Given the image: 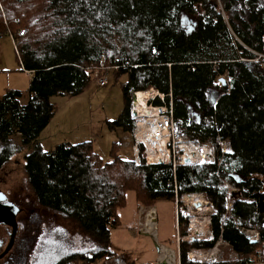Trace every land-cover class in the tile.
I'll use <instances>...</instances> for the list:
<instances>
[{
    "label": "trees",
    "instance_id": "trees-1",
    "mask_svg": "<svg viewBox=\"0 0 264 264\" xmlns=\"http://www.w3.org/2000/svg\"><path fill=\"white\" fill-rule=\"evenodd\" d=\"M0 34L13 38L20 69L32 74L26 90L0 94V169L30 149L24 170L39 204L102 243L89 263L116 253L112 230L122 225L119 210L129 191L137 206L166 200L175 209L184 195L208 197L213 239L177 243L178 235H187L180 207L175 234L163 236L158 229L159 241L176 250L181 264H196L188 253L219 241L236 257L212 264L261 261L264 0H0ZM96 73L126 78L125 107L108 121L111 128L133 135L134 93L153 88L165 95L154 103L172 104L176 130L214 145L217 160L147 164L141 145L138 164L114 149L113 159L103 162L91 141L45 150L39 136L57 110L55 98L79 94ZM246 229L257 230L260 240L252 242ZM83 258L68 256L54 264Z\"/></svg>",
    "mask_w": 264,
    "mask_h": 264
},
{
    "label": "rangeland",
    "instance_id": "rangeland-1",
    "mask_svg": "<svg viewBox=\"0 0 264 264\" xmlns=\"http://www.w3.org/2000/svg\"><path fill=\"white\" fill-rule=\"evenodd\" d=\"M2 36L9 38L8 35ZM5 42L10 44L8 40ZM12 47V50L6 48L4 54L9 64L15 65L16 49ZM262 56L264 57V54ZM20 73L16 76L12 72L0 71V94L12 89L11 87L23 91L29 87L32 76H27L23 71ZM108 78L106 86L99 87L91 84L79 94L55 98L57 110L39 136V141L45 150L52 151L62 143L77 144L91 141L93 151L103 162L113 159V149L116 151V155L123 160L132 161L135 159L136 164L140 162L142 156L140 154L137 157L135 154V140L132 133L121 127L111 128L108 123V121L116 120L124 110L125 98L122 84L126 78L124 76L119 79L114 76H108ZM94 82L93 79L92 83ZM219 83L222 84L220 81ZM19 138L18 135L14 140L19 141ZM29 150L26 148L24 152L16 153L0 169V189L6 193L8 200L21 208L17 217L19 230L18 235L16 234L17 237L15 236L17 238L16 245L15 247L12 245L9 254L1 260L3 264H54L59 259L74 255L86 259H74L72 264L152 262L155 258L156 248L151 244L149 238H140L139 236L140 229L143 228L142 223H145L149 213L155 218L153 224L155 231L158 232L161 227L163 236L175 234V224L178 226L177 213L178 211L182 213L181 209L185 213H189L185 223L187 234H189L188 229L193 223H197L211 232L210 223L207 221L212 213L210 203L206 205L209 209L205 211H198L188 200L185 201L186 206H184L185 202H180L179 206L176 204V209L173 202L166 200L159 201L156 207L137 206L135 193L129 191L125 207L119 210L122 225L112 230L110 246L116 253L113 257L89 263L87 259L94 255L92 252L99 251L98 248L102 246V243L80 229L72 219H66L62 214L39 204L24 170V155ZM203 195L209 200L205 194ZM132 225L133 233H130L129 228ZM244 231L246 234L248 233L247 229ZM8 232L6 225L0 224V236L4 238V245L9 239ZM210 232L207 231L205 239L197 240H211ZM215 247L217 249L214 247L201 249H205L206 253L215 251L219 260L236 257L230 246L222 241H219ZM194 249L198 248H193L191 251ZM206 253L204 255L208 257L209 254ZM201 259L192 260L196 264L212 263L210 260Z\"/></svg>",
    "mask_w": 264,
    "mask_h": 264
},
{
    "label": "built area",
    "instance_id": "built-area-1",
    "mask_svg": "<svg viewBox=\"0 0 264 264\" xmlns=\"http://www.w3.org/2000/svg\"><path fill=\"white\" fill-rule=\"evenodd\" d=\"M2 35L0 34V37ZM264 42V38H263ZM94 83H91L94 86L103 87L108 84L109 78L107 75L96 73L94 76ZM150 90H154L151 88ZM149 91V90H146ZM159 91L155 90L154 96L146 100V107L143 105H135V95L134 93L132 107H131V116L134 123L133 137L135 140L134 150L137 157L140 156V148L143 146V156L147 164H172L176 167L178 164L181 165H197V164H206L214 163L217 160L215 146L210 143H200L195 140L187 138L182 133L176 130V125L173 115V106L166 105L165 103H154L156 97L164 99V94L158 93ZM67 96V95H65ZM172 96V94H170ZM222 151L226 152V145L224 142L221 143ZM201 196L205 200L207 198L203 194H189L184 195L181 199V202H185L190 197ZM208 204L210 200H207ZM187 203L185 202L184 206ZM194 207V206H193ZM182 215L187 217L189 213H185L181 209ZM189 211V210H188ZM199 211V210H198ZM211 217L209 216V223ZM192 229L189 227V234L185 236H177V242L181 240H187L191 236ZM210 232V231H209ZM247 235L250 239L260 240V233L255 229H248ZM210 236L213 237L212 232ZM210 237V239H212ZM214 249L217 247L214 246ZM196 253L195 257L192 254ZM206 253L205 249H194L189 252V258L195 260H210L212 263L219 262V259L216 256L215 251H211L208 257L204 255ZM261 261L257 264H264V240L262 242V248L260 250ZM221 260V259H220ZM207 263V264H212Z\"/></svg>",
    "mask_w": 264,
    "mask_h": 264
},
{
    "label": "crops",
    "instance_id": "crops-1",
    "mask_svg": "<svg viewBox=\"0 0 264 264\" xmlns=\"http://www.w3.org/2000/svg\"><path fill=\"white\" fill-rule=\"evenodd\" d=\"M5 40H8V42H10L11 45L7 42L4 43ZM11 47L16 49L13 38L9 36V38L7 39V37L5 38V36H1L0 37V67H1L0 71H8L9 73L12 72V74L17 76V74H21L20 72L22 71L20 69V65L17 59H15V62H16L15 65L9 64L8 59L5 58V54H4L5 49L8 48L12 50ZM23 72L27 76H30V77L32 76L30 72H27V71H23ZM11 88L18 89V88H13V87ZM147 216H149V214ZM153 217H148L145 223H142L143 228L140 229L141 234L139 236L140 238L147 237L150 239L151 244L156 248V254L154 256L155 258L152 262H149V263H137L136 262L135 264H178V263H181L176 250L167 245H164L163 243L159 241V238H158L159 234L158 232L155 231L153 227L154 219H155V218L153 219ZM132 227L133 225L129 228L130 233H133ZM134 237L136 236L134 235ZM116 260L118 261V259Z\"/></svg>",
    "mask_w": 264,
    "mask_h": 264
},
{
    "label": "water",
    "instance_id": "water-1",
    "mask_svg": "<svg viewBox=\"0 0 264 264\" xmlns=\"http://www.w3.org/2000/svg\"><path fill=\"white\" fill-rule=\"evenodd\" d=\"M219 81L224 85L226 83V79L222 76ZM21 208L15 204L14 202L8 200V197L4 191L0 189V223L11 227V236L10 240L4 249V251L0 254V258L8 253L11 249L15 236L19 229V223L17 221L18 214L20 213ZM197 240V239H192ZM252 242H256V239H250Z\"/></svg>",
    "mask_w": 264,
    "mask_h": 264
},
{
    "label": "bare ground",
    "instance_id": "bare-ground-1",
    "mask_svg": "<svg viewBox=\"0 0 264 264\" xmlns=\"http://www.w3.org/2000/svg\"><path fill=\"white\" fill-rule=\"evenodd\" d=\"M154 93H155V89L154 90H149V91H138V93L135 95V99H134L135 100L134 101L135 105H143L144 107H146L147 106L146 105V100L148 98L153 97ZM158 93H160V92H158ZM188 201L190 202V204L192 206H194L199 211H205V210L209 209V207L206 206V205H208V201L205 200L201 196L190 197L188 199ZM153 212H151V213H153ZM148 217H153V216H150V213H149ZM153 219H154V217H153ZM207 221H209V219H207ZM191 229H192V231H190L191 232V236H189L187 238V240L205 239L207 231L209 233L208 229L204 228L203 226H200L197 223H193L192 226H191ZM192 255L193 256H191V257H195L196 253H194ZM193 259H195V258H193ZM189 260L193 261L192 259H189ZM178 264H181V263H178Z\"/></svg>",
    "mask_w": 264,
    "mask_h": 264
},
{
    "label": "flooded vegetation",
    "instance_id": "flooded-vegetation-1",
    "mask_svg": "<svg viewBox=\"0 0 264 264\" xmlns=\"http://www.w3.org/2000/svg\"><path fill=\"white\" fill-rule=\"evenodd\" d=\"M6 227L8 228V234H9V239H8V241H7V243L4 245V238L3 237H1L0 236V254L4 251V249H5V247L7 246V244H8V242H9V240H10V236H11V227L10 226H7L6 225ZM19 230V229H18ZM18 235V234H17ZM17 237V236H16ZM15 242H14V246L13 247H15V245H16V241H17V238H15V240H14ZM11 251V249L8 251V253L7 254H5L4 256H2L1 258H0V264H3V263H1V260L4 258V257H6L8 254H9V252ZM5 264V263H4ZM10 264V263H9Z\"/></svg>",
    "mask_w": 264,
    "mask_h": 264
}]
</instances>
